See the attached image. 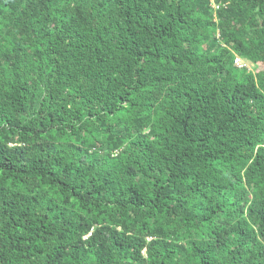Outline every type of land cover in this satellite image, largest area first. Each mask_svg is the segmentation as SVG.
<instances>
[{
  "label": "trees",
  "instance_id": "trees-1",
  "mask_svg": "<svg viewBox=\"0 0 264 264\" xmlns=\"http://www.w3.org/2000/svg\"><path fill=\"white\" fill-rule=\"evenodd\" d=\"M0 264H264V0H0Z\"/></svg>",
  "mask_w": 264,
  "mask_h": 264
},
{
  "label": "built area",
  "instance_id": "built-area-1",
  "mask_svg": "<svg viewBox=\"0 0 264 264\" xmlns=\"http://www.w3.org/2000/svg\"><path fill=\"white\" fill-rule=\"evenodd\" d=\"M216 7H218V6H216ZM240 61L237 59L236 61H235V63H239Z\"/></svg>",
  "mask_w": 264,
  "mask_h": 264
},
{
  "label": "rangeland",
  "instance_id": "rangeland-1",
  "mask_svg": "<svg viewBox=\"0 0 264 264\" xmlns=\"http://www.w3.org/2000/svg\"><path fill=\"white\" fill-rule=\"evenodd\" d=\"M251 67V66H250Z\"/></svg>",
  "mask_w": 264,
  "mask_h": 264
}]
</instances>
